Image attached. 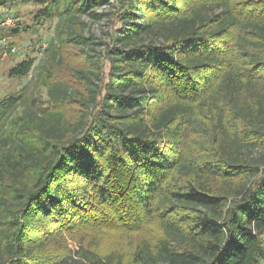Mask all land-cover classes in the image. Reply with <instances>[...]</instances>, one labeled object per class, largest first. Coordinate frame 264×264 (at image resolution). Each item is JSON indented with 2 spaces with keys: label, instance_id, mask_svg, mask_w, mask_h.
<instances>
[{
  "label": "trees",
  "instance_id": "16d2710c",
  "mask_svg": "<svg viewBox=\"0 0 264 264\" xmlns=\"http://www.w3.org/2000/svg\"><path fill=\"white\" fill-rule=\"evenodd\" d=\"M18 3L0 37L55 26L0 103V264H262L264 0H116L102 52L108 0Z\"/></svg>",
  "mask_w": 264,
  "mask_h": 264
},
{
  "label": "rangeland",
  "instance_id": "374dc122",
  "mask_svg": "<svg viewBox=\"0 0 264 264\" xmlns=\"http://www.w3.org/2000/svg\"><path fill=\"white\" fill-rule=\"evenodd\" d=\"M34 10V7L31 5H24L18 3L16 6H8V7H0V15L4 17L5 15L12 13L16 17H18L21 26H31L33 27V22L31 21V12ZM116 10V0H108V3L104 6H101L97 13L100 14L99 19H92L87 16L83 17V20L86 23L85 33L86 35H92L93 41L95 43L94 48L97 52H102L104 49V45L101 43H106L109 41L110 34L120 27V24L113 25V12ZM55 21L46 22L43 25L37 26L27 32L22 31L18 36L8 37L10 44L16 47V53L10 54L6 58H0V103L7 99L9 96H14L21 89L28 85L31 75L25 78H15L9 76V71L12 67H14L18 62H21L27 56H31L35 58L36 64L41 63L46 54L44 53L40 58L36 57L37 50L39 48V44L48 42L53 37L54 33ZM1 34L4 31L0 32ZM37 39H40L39 42H36ZM33 51V52H32ZM1 53V47H0ZM105 76H107L109 72V64L105 62L104 67ZM28 93L31 96L37 97L40 101L46 100V92L45 90H28ZM245 156L252 159H261L262 153L258 150H249L245 151ZM135 235V234H132ZM128 236L124 238V236L117 235L116 233H109L105 237H103V241L101 240L100 244L109 245L116 241L117 243L122 244V246L129 249L131 243L134 242V236ZM264 239V238H263ZM119 241V242H118ZM264 264V262L262 263Z\"/></svg>",
  "mask_w": 264,
  "mask_h": 264
},
{
  "label": "built area",
  "instance_id": "2783aa9c",
  "mask_svg": "<svg viewBox=\"0 0 264 264\" xmlns=\"http://www.w3.org/2000/svg\"><path fill=\"white\" fill-rule=\"evenodd\" d=\"M19 22L18 17H16L14 14L9 13L4 16V18L0 21V29H8L15 27L16 24ZM0 47H1V53L0 58H6L10 54L16 53V47H14L12 44H10L9 39L4 37H0ZM47 48V43H42L41 47L38 51V57L40 58L44 54V50Z\"/></svg>",
  "mask_w": 264,
  "mask_h": 264
}]
</instances>
